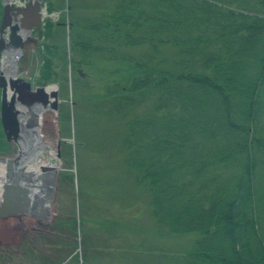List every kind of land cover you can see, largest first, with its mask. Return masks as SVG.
<instances>
[{"label": "trees", "instance_id": "1", "mask_svg": "<svg viewBox=\"0 0 264 264\" xmlns=\"http://www.w3.org/2000/svg\"><path fill=\"white\" fill-rule=\"evenodd\" d=\"M89 28L105 45L76 41L84 55L149 47L131 88L157 96L126 121V160L155 219L199 234L184 264H264V0H119ZM159 44L175 48L170 66L153 62ZM42 56L47 78L52 58Z\"/></svg>", "mask_w": 264, "mask_h": 264}, {"label": "rangeland", "instance_id": "2", "mask_svg": "<svg viewBox=\"0 0 264 264\" xmlns=\"http://www.w3.org/2000/svg\"><path fill=\"white\" fill-rule=\"evenodd\" d=\"M50 1L55 4L50 34L22 40L15 58L16 74L32 87L56 86V107L49 105L38 123L40 154L53 148L59 162L50 215L46 220L0 216V254L8 264H184L199 234L172 232L155 219L150 193L126 160V121L157 96L156 88H131L133 61L143 59L149 47L124 44L113 53L84 55L76 41L104 46L89 25L119 0ZM158 49L153 62L164 56L168 61L161 67L170 66L175 48L159 44ZM41 54L52 58L47 78L41 76ZM16 149L10 139L0 155ZM261 175L264 179V171Z\"/></svg>", "mask_w": 264, "mask_h": 264}, {"label": "water", "instance_id": "3", "mask_svg": "<svg viewBox=\"0 0 264 264\" xmlns=\"http://www.w3.org/2000/svg\"><path fill=\"white\" fill-rule=\"evenodd\" d=\"M40 1L29 0L23 8L13 12L14 17L4 5L0 23V32L10 29L11 35L8 46L5 45L6 38L0 37V54L4 56L0 58V122L5 138L12 139L17 145L11 156L0 157L5 163L6 175L2 181L0 216L29 215L46 220L50 215L52 187L58 168L42 164L40 173L30 167L23 168V165L34 155L33 145H42L39 142L38 117L49 105L56 107L57 95L55 90H51V98H48L46 87L49 84L32 89L28 81L15 73L16 62L10 66L7 50L21 51L22 37L16 32L22 30L27 34L33 26L39 27V23H34L30 16Z\"/></svg>", "mask_w": 264, "mask_h": 264}, {"label": "flooded vegetation", "instance_id": "4", "mask_svg": "<svg viewBox=\"0 0 264 264\" xmlns=\"http://www.w3.org/2000/svg\"><path fill=\"white\" fill-rule=\"evenodd\" d=\"M29 0H0V23H1V20H2V17H3V11H4V5L5 7H7L8 9V13L11 15V17H14L13 15V12L16 10V9H19V8H23V6L28 2ZM52 6V5H55L53 2H51L50 0H41L39 2V5L38 7L36 8L35 11H33L31 13V20L35 23L36 21L39 23V27H35L33 26L32 29L30 30L29 33L26 34V31H22V30H19L18 32H16V34L20 37H22V40H24L25 38L27 37H39L40 35V30H41V24L45 22V20L47 18H51V14H52V10L51 11H47V6ZM39 30V31H38ZM10 29H4L3 32H0V37L1 38H6V41H5V45L8 46V44H10V40H11V37H10ZM10 46V45H9ZM14 48H10L8 49V53H9V61H10V66H12L14 63V60H12V55H14V58H18L19 55L22 53V49L20 52L16 51ZM12 54V55H11ZM17 55V56H16ZM1 57H4L2 54H0V58ZM15 59V64H16V69H15V73L17 72V60ZM13 61V62H12ZM9 66V67H10ZM20 77V76H19ZM24 79V78H23ZM26 80V79H25ZM28 81V80H26ZM29 82V81H28ZM30 83V82H29ZM30 87L32 89H34V87L31 86V83H30ZM0 126H1V133L2 135L0 136V147L1 146H7L8 144V140L5 138V135H4V131H3V128H2V125H1V122H0ZM6 139V140H5ZM5 144V145H4ZM16 144V143H15ZM17 146V145H16ZM0 157H3V155H0ZM0 162L3 163V165L5 164L3 162V160H0ZM5 168V167H4ZM13 169H15L13 166H12V171H14ZM1 185H2V188H1V193H2V189H3V182H1ZM12 216H16V215H12ZM19 217V216H18Z\"/></svg>", "mask_w": 264, "mask_h": 264}, {"label": "bare ground", "instance_id": "5", "mask_svg": "<svg viewBox=\"0 0 264 264\" xmlns=\"http://www.w3.org/2000/svg\"><path fill=\"white\" fill-rule=\"evenodd\" d=\"M41 26V25H40ZM39 31V30H38ZM42 33V32H41ZM44 33V32H43ZM8 50V49H7ZM12 55V54H11ZM17 56V55H16ZM12 60L15 61V58H14V55H12ZM11 61V60H10ZM9 61V63H10ZM13 62V61H12ZM51 90H56V86L55 84H49L47 85L46 87V91L47 93ZM48 95V94H47ZM40 119H41V115L38 117V120L40 122ZM34 146V149H33V156L30 157L23 165L24 168L26 167H30L31 168H34L36 171L40 172L42 171L41 169V166L40 165H44L46 167H49V168H52V167H55L56 169L58 168V160L56 159L55 155H54V149L53 148H49L48 150V153H45V155H41L40 153L43 151V150H40V145H33ZM43 153V152H42ZM6 178V175H5V168H4V165L2 162H0V198H1V188H2V185H1V182Z\"/></svg>", "mask_w": 264, "mask_h": 264}]
</instances>
